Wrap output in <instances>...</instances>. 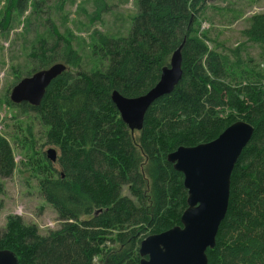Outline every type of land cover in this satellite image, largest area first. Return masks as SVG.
Returning <instances> with one entry per match:
<instances>
[{
    "label": "trees",
    "instance_id": "trees-1",
    "mask_svg": "<svg viewBox=\"0 0 264 264\" xmlns=\"http://www.w3.org/2000/svg\"><path fill=\"white\" fill-rule=\"evenodd\" d=\"M30 1L7 0L2 22L25 13ZM206 1L137 0L126 36L93 31V57L106 62L101 70H81L80 55L60 36L34 49L33 73L56 63L66 71L38 107L9 105L36 114L46 143L58 150V169L45 157L38 188L60 226L41 237L8 218L0 250L13 252L18 264H139V243L179 226L186 208L182 174L167 155L210 142L237 121L250 124L253 134L232 171L228 208L213 249L206 250L207 264H264V74L246 71L239 49L229 51V61L196 35ZM243 34L264 54V13L253 15ZM180 46V81L149 107L142 128L131 130L112 92L126 98L147 92ZM13 170L11 148L0 136V180Z\"/></svg>",
    "mask_w": 264,
    "mask_h": 264
},
{
    "label": "rangeland",
    "instance_id": "rangeland-1",
    "mask_svg": "<svg viewBox=\"0 0 264 264\" xmlns=\"http://www.w3.org/2000/svg\"><path fill=\"white\" fill-rule=\"evenodd\" d=\"M136 1L31 0L25 13L13 14L9 22H2L7 0H0V136L8 142L14 160L11 176L0 180V233L10 217L35 228L41 237L60 226L57 214L38 188L46 173V152L53 149L57 156L58 150L46 143V127L36 114L21 113L9 105L12 88L35 70L34 49L40 42L51 44L60 36L69 40L80 55L81 70H101L106 62L93 57V31L112 38L126 36ZM204 5L197 14L196 35L229 61H233L229 51L239 49V64L248 72L264 74L262 50L243 34L250 18L264 13V0H207ZM53 168L58 169L56 162ZM122 194L129 196L126 188Z\"/></svg>",
    "mask_w": 264,
    "mask_h": 264
},
{
    "label": "water",
    "instance_id": "water-1",
    "mask_svg": "<svg viewBox=\"0 0 264 264\" xmlns=\"http://www.w3.org/2000/svg\"><path fill=\"white\" fill-rule=\"evenodd\" d=\"M181 48L173 52L156 84L144 94L126 98L112 92L111 102L121 121L131 130H140L149 107L170 94L180 81ZM65 71L64 64L56 63L21 79L11 90L10 102L38 107L50 83ZM252 134L250 124L237 121L210 142L181 146L167 155L166 160L174 171L182 174L186 208L179 226L147 236L139 243V264H207L206 250L213 249L228 208L232 171ZM46 158L55 163V151L48 150ZM0 264H18V258L9 250H0Z\"/></svg>",
    "mask_w": 264,
    "mask_h": 264
}]
</instances>
